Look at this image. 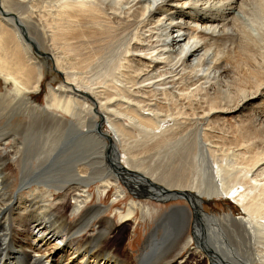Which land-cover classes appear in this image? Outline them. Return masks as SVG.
I'll use <instances>...</instances> for the list:
<instances>
[{
	"label": "bare ground",
	"instance_id": "bare-ground-1",
	"mask_svg": "<svg viewBox=\"0 0 264 264\" xmlns=\"http://www.w3.org/2000/svg\"><path fill=\"white\" fill-rule=\"evenodd\" d=\"M207 1L40 0L30 5V33L14 5L37 0H0V147L10 145L0 153V264H264V169L255 174L264 165V52L262 40L228 19L238 6L263 28L264 0ZM21 22L52 58L38 60ZM42 22L49 46L33 36ZM119 28L126 33L114 35ZM52 65L62 82L36 105L32 95ZM22 112L29 120L14 127ZM193 121L215 179L207 190L196 179L203 174L150 173L138 156L185 142ZM93 184L128 197L123 225L100 204L81 210ZM69 192L80 210L72 221ZM220 197L236 206L206 212L203 203ZM175 199L186 203L166 209L137 255L128 241L116 244L129 223L128 235L135 232L137 210L150 214V201Z\"/></svg>",
	"mask_w": 264,
	"mask_h": 264
},
{
	"label": "rangeland",
	"instance_id": "rangeland-1",
	"mask_svg": "<svg viewBox=\"0 0 264 264\" xmlns=\"http://www.w3.org/2000/svg\"><path fill=\"white\" fill-rule=\"evenodd\" d=\"M38 1H40V0H37V2H28V3L27 2H25V3L24 2H18V4L14 5V9L16 10L15 14H18V15L20 14L22 17L24 16V18L26 17L25 19L27 20V28H28V31L30 33L32 31L31 30L32 29V21L33 20L35 21V18H36V17H33L32 19H30V12H31L30 11V5L35 4V3L36 4H43V2H38ZM223 2H226V1L225 0H221V1L220 0H208L206 2L207 3L206 7H207V5H209V4L213 5L214 3L216 5L219 4V6H222V4H223V7H225ZM35 10H36V12H39L42 9L37 7ZM232 11L234 13L230 14V16H228V19H230L229 20L230 21V25L232 24L230 27L234 28L235 30H238V29H241L242 27H244L245 30L250 31L252 33V35H254L256 37L257 40H259V41L262 40L261 43H259L260 44L259 46L261 47V50H263V52H264V27L260 28V26H259V28H258V24L257 25L254 24V22H252L253 20L250 19L252 17L249 16L250 15V14H248L249 12L246 13L243 10H240L238 8V6L234 7V9ZM208 13L210 14V12H208ZM247 14H248V16H247ZM233 16L238 17L237 20H235L236 18L234 19ZM42 24H44V26H45L44 29L40 26V24L36 25V27L34 26L35 29L38 28V30H39L41 35H38V36L37 35H33V34L32 35L37 39L38 42H41L40 40H42L43 43L42 42L41 43L43 45L44 44L48 45L50 43V41L47 38H49L48 35L51 34V28H50V26L47 27V25H45V22H42ZM121 28L116 29L114 31L116 34L113 32L114 35H119V33H122V34L126 33V30L122 31L123 29H121ZM43 45H41V46H43ZM88 49H90V47L85 48L83 50V53L87 54L88 53ZM106 49H107V52H108L109 49H110L108 47V45H106L105 48L102 49V52L105 53ZM42 50H43V48H42ZM108 54H109V56H107V54H106L104 56V58L101 59L100 62L102 64V66H105V63L108 60H110L111 55H110V53H108ZM35 56H37V55L35 54ZM37 57H38V60H39L40 57L39 56H37ZM107 58H108V60H107ZM92 63H93V65H92L93 68L91 67V69L89 70L90 73H94L96 71V70H94V66H97V64L99 62L97 61V63H96L95 60H94V62L92 61ZM49 67L48 68H43V79H42V82H41V89L39 90L38 94L32 95V98L34 99V103L36 105H39V106L45 105V101L47 99L46 97L48 95L47 94L48 85L51 84L52 86H54V88H56L62 82L63 75L61 77L58 73L53 71L51 66H49ZM92 69H93V71H92ZM45 91H46V93H45ZM23 113L24 112L17 113L15 115L14 120L12 121V125L14 127L20 125V123H22V122H24L26 120H29V117H27L28 115H26L25 113L23 114ZM4 121L5 120L2 119V122H4ZM200 127H201L200 124H196V123L194 124V121H193L191 127L189 129H187V134L185 135V138H184L185 142H181L180 139L177 140L178 138L176 137L175 140H174V143L170 144L172 146H166V147H162L160 149L162 151V153H161L162 155L160 154L158 156V155L154 154L155 150L157 151V149H155V148H154L155 149L154 151L150 150L149 152H147L145 154H138V156L141 159H144L143 160L144 165L148 166L146 170L151 173L152 172L151 170H153L152 168L156 167V169H154L155 171H157V172L158 171L159 172L163 171L166 174V176L168 175L167 177H170V178H173V179L177 178L178 176H183L184 174H185V176L189 175L190 171H193L195 173L198 172V174H203L202 177L196 178L197 180H199L202 183V185H200V186H202L203 189H205V190L209 189L211 184H212V182L215 184V179H213L214 178L213 174L210 171H208V169L206 171L204 170L206 165L208 164V161H207L208 159H207V157H205V150H204V147L202 145L201 137L198 136L200 134V132H198V129ZM42 132L46 133L45 130H42ZM168 132H167V135H169L171 133L170 131H168ZM173 134H175V133H173ZM173 134L171 133L170 135H173ZM175 136L176 135H174V137ZM186 136H188V138ZM188 140H189V142H188ZM43 141H44V139L39 137L38 139H33V141L31 143H33V144L37 145V147H39L40 144ZM67 142L69 144L65 143V145H66V147H69V149H67L66 151L68 152L70 150L71 151L74 150V145H77L76 140L72 141L73 145H71V142L69 140H67ZM194 145H196V146H194ZM9 146L10 145H8L7 142L4 143V146L0 147V153L2 154L4 152H8V150H9L8 147ZM167 148H168V151L166 150ZM171 151H173L174 153L171 152ZM191 154L194 157L191 156ZM166 156H167V158H166ZM64 158L63 159H64L65 162L69 161L71 159L69 157L67 158L66 156ZM165 159L168 160L169 162L166 161ZM192 159H194V160L192 161ZM12 161H13V159H11V162ZM191 161L193 163L194 162L195 163L193 164ZM167 162H168V164H167ZM169 166H170V168H169ZM263 166L264 165H261L258 168V170L255 171V174L259 173L262 169H264ZM191 167H192V169H191ZM13 168L15 169V166ZM170 174H172L173 176L170 175ZM95 184H93L92 187L90 188V194L84 193V196L87 197L88 200L81 207V210H84V209H86V208H88V207H90L92 205H95V204H100V205L106 207L107 216L115 219L116 222L119 225H123L124 223L121 224L122 222H120L118 220L119 219V213H120V211L126 209L128 203H129L128 197H125V196L124 197H120V198L116 197L115 195H117V194H116L115 186H112L111 187L112 189L110 191H108L107 193H105V192L98 191V190H101V189H98L97 187H95L96 186ZM29 193H32V190ZM62 195H63V193L61 194V196ZM127 195L132 196V194H127ZM23 196H26V194L24 193ZM57 196L58 195L55 194L56 198H57ZM114 198H118L120 200L116 201V200H114ZM215 199L213 201H206V202L203 203L206 212L218 214V213H222V212L228 211L229 207L233 208V205L236 206V204L233 203L232 200H231L232 202L229 201L228 198L226 199L225 197H220V198H215ZM54 201H56L55 198L53 199L52 202H54ZM64 201H65L64 205L67 206L66 209H65V212L68 215L69 220L72 221V220L78 218V214H79L80 210L77 211V212H73L71 207L75 204V200H74V198H71L70 192L66 195ZM160 201L161 200H159V202L158 201H154V200L150 201V203L152 205H154V206L150 205V208H151V213L150 214L151 215L147 214V213H142L141 211L137 210V212H136L137 215H135V223H134V226H133L134 229H135V232L131 231V235H128L130 230H132L131 229L132 223H129L126 226L125 232H122V234H121V236L119 238L116 237V239H115L116 244L121 245V244H125L128 241V247L131 248L133 254L137 255L138 252L140 251V248L143 245V242H144V240L146 238V235L152 230V228L155 226L156 221L159 219L160 216H162L165 213L166 209H168L170 207H173L175 205H181V204H185L186 203V201L184 199H175V200L162 202V203ZM156 209H158V210H156ZM233 210L235 211V212H233L234 216L240 215V211H238V209H233ZM161 233L162 232H161V229H160L158 231L159 236L161 235ZM127 235L130 236V238L128 237V239H127ZM191 248H193V246H191ZM188 251L189 250L186 249V252H188ZM129 252H131V251H129ZM185 259H187L191 263L194 262L193 258L189 257V254H187Z\"/></svg>",
	"mask_w": 264,
	"mask_h": 264
},
{
	"label": "water",
	"instance_id": "water-1",
	"mask_svg": "<svg viewBox=\"0 0 264 264\" xmlns=\"http://www.w3.org/2000/svg\"><path fill=\"white\" fill-rule=\"evenodd\" d=\"M15 15V14H14ZM16 16V15H15ZM16 18V17H15ZM22 26H21V33L22 35L28 40H26L30 45H31V48L33 49L34 53L37 55V56H43L44 58H52V55L49 54V53H46L45 51H43L41 48H39L38 44L36 41L32 40L31 38H27V35L25 33V28H24V24L21 22L20 23ZM52 69L53 71H55L56 73H58L61 77H62V73L59 72L55 66L53 65L52 66Z\"/></svg>",
	"mask_w": 264,
	"mask_h": 264
}]
</instances>
